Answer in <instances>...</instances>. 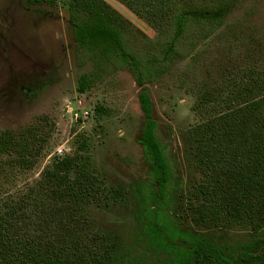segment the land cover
<instances>
[{
	"label": "trees",
	"instance_id": "trees-1",
	"mask_svg": "<svg viewBox=\"0 0 264 264\" xmlns=\"http://www.w3.org/2000/svg\"><path fill=\"white\" fill-rule=\"evenodd\" d=\"M43 1L52 2L30 3ZM117 1L150 20L158 34L139 36L106 0H68L76 61L80 66L91 61L94 67L81 77L79 90L118 70H128L140 87L139 142L150 176L136 183L134 216L142 256L158 259L130 258L116 234L94 229L85 207L106 190L90 170L82 145L43 169L27 185L30 191L19 207L12 196L2 200L0 264H264V68L248 64L209 74L210 79H189L193 110L203 120L180 131L188 160L206 175L199 191L205 201L192 205L193 219L245 225L251 237L236 246L192 230L178 217L174 199L181 178L175 179L148 91V84L179 60H187L186 77L194 78L202 40L215 36V44L227 50L253 42L240 27L251 26L238 21L223 28L228 0ZM47 134L36 126L18 132L0 127V155L20 170H31Z\"/></svg>",
	"mask_w": 264,
	"mask_h": 264
},
{
	"label": "rangeland",
	"instance_id": "rangeland-1",
	"mask_svg": "<svg viewBox=\"0 0 264 264\" xmlns=\"http://www.w3.org/2000/svg\"><path fill=\"white\" fill-rule=\"evenodd\" d=\"M67 1L31 4L30 0H0V127L18 132L36 126L48 132L44 150L31 170H20L0 155V206L6 195L17 205L30 191L27 185L39 179L43 169L84 145L90 170L106 190L99 201L85 207L94 229L116 234L130 258L157 261L152 254L142 256L134 216L136 183L150 176L139 142L144 120L140 87L128 70H118L90 80L83 92L79 90L81 77L92 73L94 67L91 61L81 66L76 61ZM106 1L139 36H157L158 28L150 20L117 0ZM228 4L223 28L246 22L251 27H240H244L245 36H253V42L227 50L215 44V36L202 40L196 50L194 78L186 77L187 60H179L150 83L148 91L175 179L181 178L174 199L178 217L186 227L236 246L251 237L245 225L197 223L193 219L192 205L205 201L199 191L206 175L188 160L180 136L181 130L203 120L193 110L195 97L188 90L193 81L189 79H210L209 74L248 64L264 68V0H228Z\"/></svg>",
	"mask_w": 264,
	"mask_h": 264
},
{
	"label": "flooded vegetation",
	"instance_id": "flooded-vegetation-1",
	"mask_svg": "<svg viewBox=\"0 0 264 264\" xmlns=\"http://www.w3.org/2000/svg\"><path fill=\"white\" fill-rule=\"evenodd\" d=\"M149 84H150V83H149ZM149 84H148V85H149Z\"/></svg>",
	"mask_w": 264,
	"mask_h": 264
}]
</instances>
